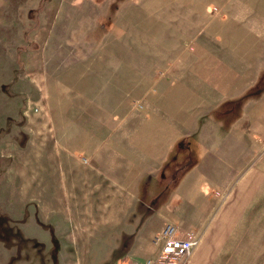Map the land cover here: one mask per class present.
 I'll use <instances>...</instances> for the list:
<instances>
[{"label": "rangeland", "instance_id": "obj_1", "mask_svg": "<svg viewBox=\"0 0 264 264\" xmlns=\"http://www.w3.org/2000/svg\"><path fill=\"white\" fill-rule=\"evenodd\" d=\"M256 1L0 0V108L27 110L28 100L34 110L59 109L73 103L95 108L97 103L108 110L109 123L124 124L133 131L131 140L139 154L145 155L154 127L173 128V122L184 121L179 100L174 98L168 106L159 101L165 84L154 85L155 81L172 76L193 86L201 82L203 90L199 85L197 91L214 98L227 94L229 85L223 83L228 79L254 80L257 61L264 52V20L259 19ZM184 52H188L187 58L169 73V67ZM61 80L63 85H59ZM23 81L31 95L26 104V91L20 88ZM263 84L264 70L258 86ZM190 105L193 102L188 101ZM228 105L223 104V109ZM239 114L240 107L224 116L214 133L224 138ZM210 132L212 129L196 127L182 138L181 149L172 144L169 162L181 157L191 166L198 163ZM247 143L258 141L252 137ZM9 163L2 165L0 183L9 176ZM233 183L234 178L226 181L224 191L209 184L204 195L187 196L185 227L198 215L200 225L188 229L207 226L218 205V193L226 194ZM145 184L139 196L147 204L151 194L164 191L158 206L151 203L156 209L173 192L163 189L160 181L153 180L149 187ZM21 193L18 178L0 193V264H118L126 247L145 229L142 220L123 233L114 231L105 236L97 231L85 239L72 240L67 236L71 227L61 221H55L54 226L60 227L53 229L33 220L32 205L27 217V210L20 209ZM138 204L135 214L143 215L144 221L156 212H145V206ZM199 204L205 209L200 214L196 211ZM182 216L175 212L171 221Z\"/></svg>", "mask_w": 264, "mask_h": 264}, {"label": "crops", "instance_id": "obj_2", "mask_svg": "<svg viewBox=\"0 0 264 264\" xmlns=\"http://www.w3.org/2000/svg\"><path fill=\"white\" fill-rule=\"evenodd\" d=\"M255 5L259 19L264 20V0L256 1ZM187 55L188 52L182 53L169 67V73ZM263 56L264 52L257 61L254 80L246 82L241 78L230 82L228 79L223 83L229 85L227 94H216L214 98L197 91L199 85L203 90L201 82L193 86L188 80L172 76L155 81L154 85L165 84L159 101L168 106L174 98L179 100V113L184 121L173 122V128L154 127L145 155H140L132 142L133 131L127 125L109 123L108 110L97 103L95 108L72 102L68 107H40L38 111L28 112L22 107L15 111L0 108V171L6 161H11L6 169L9 176L0 183V193L9 188L11 180L18 178L22 191L20 209L27 210V217L29 210L35 209L33 220L49 224L53 229L60 227L54 226L57 220L70 226L67 236L72 240L85 239L97 231L105 236L114 231L123 233L143 220V233L126 247L119 258L120 264L156 258L160 246L155 239L168 222L184 231L197 229L199 215L185 227L187 196L204 195L209 184L224 191L226 181L234 178L186 264H264V84L258 86L264 70ZM59 85H63L62 80ZM27 86L23 81L20 87L26 91L25 104L27 98L31 99L25 90ZM188 101L193 105L188 106ZM226 102L228 108L223 109ZM239 107V116L221 139L214 133L218 131L215 127ZM196 127L204 131L212 129L210 138L205 139L202 159L193 166L181 157L169 162L172 144H178L181 149L182 138L196 131ZM252 137L258 143L248 145ZM135 138L139 142V137ZM153 180L163 183V189L173 191L161 201L159 209L151 207V203L155 201L154 206H158L164 191L151 194L150 204L139 196L141 186L146 183L149 187ZM138 203L145 206V212H156L144 221L143 215L135 214L139 212ZM204 210L202 204L196 208L199 214ZM175 212L183 214L177 222L171 221Z\"/></svg>", "mask_w": 264, "mask_h": 264}, {"label": "built area", "instance_id": "obj_3", "mask_svg": "<svg viewBox=\"0 0 264 264\" xmlns=\"http://www.w3.org/2000/svg\"><path fill=\"white\" fill-rule=\"evenodd\" d=\"M27 108L25 112L30 110L29 100ZM38 110L35 108V111ZM218 195L219 202H222L226 197L224 193H218ZM203 234L204 231L201 229L184 231L179 225L168 222L155 239V242L160 246L156 258H149L143 262L123 261L120 264H186L200 244Z\"/></svg>", "mask_w": 264, "mask_h": 264}]
</instances>
